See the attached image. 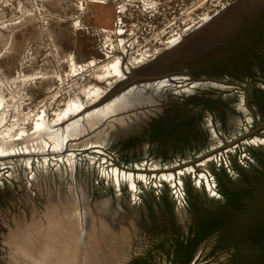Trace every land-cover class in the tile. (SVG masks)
<instances>
[{"label": "rangeland", "instance_id": "rangeland-1", "mask_svg": "<svg viewBox=\"0 0 264 264\" xmlns=\"http://www.w3.org/2000/svg\"><path fill=\"white\" fill-rule=\"evenodd\" d=\"M259 1L0 0V264H178L156 227L169 225L170 239L192 222V205L214 212L225 201L195 188L187 168L230 150L235 176L208 164L220 192L248 189L239 171L261 170ZM177 121L188 124L174 140ZM156 125L165 134L150 142ZM251 139L254 163L240 166ZM111 167L181 172L192 205L142 194L139 180L140 193L117 186L103 175ZM161 184L150 190L168 193ZM251 225L230 219L187 264H263Z\"/></svg>", "mask_w": 264, "mask_h": 264}, {"label": "trees", "instance_id": "trees-1", "mask_svg": "<svg viewBox=\"0 0 264 264\" xmlns=\"http://www.w3.org/2000/svg\"><path fill=\"white\" fill-rule=\"evenodd\" d=\"M187 124L185 121L182 124H179L178 121L172 124V126L176 127V133L179 132L173 137L174 140L179 134L183 133ZM151 129L154 133L148 138L150 142L157 141L165 134V128L162 125L153 126ZM203 144L201 143V145ZM255 157L261 165V170H255L257 172L254 175L242 172L246 170L239 171L241 174L240 179L243 182L249 183L248 189H240L234 192L221 191L223 196L222 201H224V198L225 201L220 203L221 205L214 212H206L190 204L192 205L191 209L193 211L192 222L174 226L178 233L176 236L171 234L170 239H168L169 225L156 227L159 232H166L168 246L164 250V255L167 260L170 261L172 254L173 260L177 261L178 264H187L200 242L211 236L215 231L221 229L230 219L235 220L238 216L242 215H248L251 218L252 241L260 245V258L264 259V160L260 159L259 155L255 154ZM249 175H251V179ZM164 196L167 197V195ZM163 202L166 201L163 200ZM171 246L176 247L174 253L170 252ZM161 257L163 258V256Z\"/></svg>", "mask_w": 264, "mask_h": 264}, {"label": "built area", "instance_id": "built-area-1", "mask_svg": "<svg viewBox=\"0 0 264 264\" xmlns=\"http://www.w3.org/2000/svg\"><path fill=\"white\" fill-rule=\"evenodd\" d=\"M263 140H264V138H263ZM256 142H257V144L264 145V142H261V140H257ZM252 143H253V141L251 139V140L245 142L246 146L241 147V150L243 151L242 157H240L239 159L236 158L237 164H239L240 166L248 167L254 163V159L248 153V148H247V146L249 144H252ZM227 151H230V150L224 151L225 155H224L223 160H221L222 152L219 151L218 153H213L205 162L201 163L203 165L200 166L199 169L197 167H195L193 170L187 171V173L191 175L190 178L192 177L191 178V184L195 188L201 189L205 193V195L211 199L223 200V196L220 192L216 176L214 175L213 171L211 172L208 169L209 162H215L219 165L218 167L226 168V170L229 172V174L231 176H235L237 173L234 170L233 165L231 166L230 163L225 159V156H227V154H228V153H226ZM222 164L224 166H221ZM197 165L199 166L198 163H197ZM199 171H201V172L198 173ZM181 175H183V174H181ZM176 177H177V179L180 180V183L178 184V186L175 188V187H172L171 184H169L168 182L163 181L164 183L168 184L169 190H168V193L162 192L161 194H159L157 192L155 193V192H153V190H150V189H152L153 187L156 189L159 187H164L163 184L155 183V181H154L155 177H151V178L148 177L149 181L144 182L145 183V186H144L145 190L143 191L142 194H145V192H150L152 195H157V198H159V199H161V197L166 194L168 196V198L170 199V201L174 205L180 207L181 210H189L188 196H187V193H186V190L184 187L183 180L180 178L179 174ZM156 181H157V178H156ZM149 184H151L150 187L148 186ZM137 192L140 193L141 191L137 189ZM159 199H157V200H159Z\"/></svg>", "mask_w": 264, "mask_h": 264}, {"label": "bare ground", "instance_id": "bare-ground-1", "mask_svg": "<svg viewBox=\"0 0 264 264\" xmlns=\"http://www.w3.org/2000/svg\"><path fill=\"white\" fill-rule=\"evenodd\" d=\"M216 18H211V19H208L206 22H205V25L204 26H199L197 28V30H202L204 28H207V27H210L212 26L214 23H215V20ZM196 31V30H195ZM210 44H208L209 46ZM188 54H186L185 56H187ZM111 69L114 71V72H118V67L116 65H111ZM106 73L109 72V69H106L104 70ZM103 71V72H104ZM164 74V73H162ZM153 76H157L156 74H152ZM152 75L151 76H139V78H142V79H145L147 80L148 78H152ZM161 77H164L165 75H159ZM160 78V77H159ZM167 80H171V78H166ZM152 79L149 80L150 83H157L159 82L158 80H154V81H151ZM147 82V81H146ZM69 109H74L75 106H77V109L78 108V103L75 102V105H71L69 103ZM257 140H261V142H264L263 138L261 137H256L255 138V141ZM260 142V141H259ZM195 167H192V168H187L188 171H191L193 170ZM130 171V170H129ZM129 171H125V170H120L119 168H116V167H111V168H108V169H104L103 170V175L105 176V178H108L111 180L118 186L120 185V181H127L128 185L130 186L131 188V191L135 192V190L137 191V187H136V182L139 180V181H142V182H145V181H149V178L148 176H146L147 174L146 173H142V172H139V173H133V172H129ZM182 173L180 172L179 175H181ZM155 178H157V181H159V183H162L163 181H166L168 182L169 184H171L172 187H177L178 184L180 183V180L177 179L176 177V174L175 173H161L159 176H154ZM121 189V188H120ZM118 188V190H120ZM78 215V220L80 222V217H79V213L77 214Z\"/></svg>", "mask_w": 264, "mask_h": 264}, {"label": "water", "instance_id": "water-1", "mask_svg": "<svg viewBox=\"0 0 264 264\" xmlns=\"http://www.w3.org/2000/svg\"><path fill=\"white\" fill-rule=\"evenodd\" d=\"M259 6H262V8H263V6H264V0L259 1L257 7H259ZM259 9H260V8H259ZM258 12H259V11H258ZM256 14H257V13H256ZM256 14H255V15H256ZM253 16H254V15H252V17H253ZM252 17H251V19L253 20L254 17H253V18H252ZM251 19H250V20H251ZM245 20H246V19H245ZM250 20H249V21H250ZM243 24H244V23H243ZM239 29H240V28H239ZM262 126L264 127V125H262Z\"/></svg>", "mask_w": 264, "mask_h": 264}, {"label": "flooded vegetation", "instance_id": "flooded-vegetation-1", "mask_svg": "<svg viewBox=\"0 0 264 264\" xmlns=\"http://www.w3.org/2000/svg\"><path fill=\"white\" fill-rule=\"evenodd\" d=\"M206 239H207V238H206ZM203 241H204V240H203ZM203 241H202V242H203ZM202 242H200V243H202ZM200 243H199V244H200ZM261 260H262V262H263V264H264V259H261ZM259 264H262V263H259Z\"/></svg>", "mask_w": 264, "mask_h": 264}]
</instances>
